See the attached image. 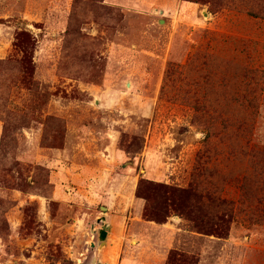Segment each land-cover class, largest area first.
Listing matches in <instances>:
<instances>
[{"label":"rangeland","instance_id":"374dc122","mask_svg":"<svg viewBox=\"0 0 264 264\" xmlns=\"http://www.w3.org/2000/svg\"><path fill=\"white\" fill-rule=\"evenodd\" d=\"M0 264H264V0H0Z\"/></svg>","mask_w":264,"mask_h":264},{"label":"water","instance_id":"95a60500","mask_svg":"<svg viewBox=\"0 0 264 264\" xmlns=\"http://www.w3.org/2000/svg\"><path fill=\"white\" fill-rule=\"evenodd\" d=\"M160 14L162 13L161 11L159 12ZM101 209L103 211H107L108 209L107 208H104V207H101ZM97 224H99L100 226H104V223H105V218L102 217L100 218L99 220H97L96 222ZM90 233L93 237H96V240H97V248H102L106 242V238L109 236V233L103 229V228H100L98 230H94V225H91L90 226ZM89 248L90 249H94L95 248V244L94 243H91L89 245Z\"/></svg>","mask_w":264,"mask_h":264},{"label":"trees","instance_id":"16d2710c","mask_svg":"<svg viewBox=\"0 0 264 264\" xmlns=\"http://www.w3.org/2000/svg\"><path fill=\"white\" fill-rule=\"evenodd\" d=\"M184 1H192V2H194V0H184ZM63 138H58V141H57V143L55 144V142H54V145L55 146H53V148L54 149H56V150H61V149H63L64 148V146H63ZM47 174H48V176H49V173L48 172H46ZM157 221V220H156Z\"/></svg>","mask_w":264,"mask_h":264},{"label":"crops","instance_id":"0c3cea01","mask_svg":"<svg viewBox=\"0 0 264 264\" xmlns=\"http://www.w3.org/2000/svg\"><path fill=\"white\" fill-rule=\"evenodd\" d=\"M108 232V231H107ZM109 233V236H111V233L110 232H108Z\"/></svg>","mask_w":264,"mask_h":264}]
</instances>
